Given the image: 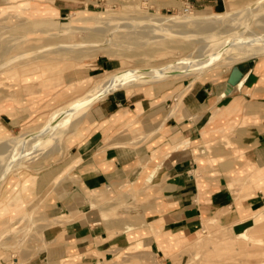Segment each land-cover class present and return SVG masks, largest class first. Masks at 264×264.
Returning a JSON list of instances; mask_svg holds the SVG:
<instances>
[{
	"label": "crops",
	"instance_id": "1",
	"mask_svg": "<svg viewBox=\"0 0 264 264\" xmlns=\"http://www.w3.org/2000/svg\"><path fill=\"white\" fill-rule=\"evenodd\" d=\"M102 1L29 0V7L62 18ZM145 1L165 10L224 5ZM235 65L242 71L235 85L227 83L232 65L216 81L159 82L101 97L87 126L72 136L64 164L55 159L24 177L17 199L13 180L2 187L0 229L37 199L50 207L41 214L55 221L42 229L47 246L38 264H97L141 246L152 255L174 251L206 218L252 217L264 205V57ZM64 167L70 180L58 181L60 190L50 194ZM169 237L173 243L164 248Z\"/></svg>",
	"mask_w": 264,
	"mask_h": 264
},
{
	"label": "rangeland",
	"instance_id": "2",
	"mask_svg": "<svg viewBox=\"0 0 264 264\" xmlns=\"http://www.w3.org/2000/svg\"><path fill=\"white\" fill-rule=\"evenodd\" d=\"M9 1L0 0V190L13 180L15 199L25 190L24 177L55 159L66 162L72 136L87 126L102 98L70 113L55 129L44 131L45 123L59 120L58 110L85 95L92 81L106 71L117 75L127 69L150 70L173 60L201 59L196 66L183 64V72L176 76L158 74L152 81L120 87L128 89L177 80L216 81L241 59L264 57V0L229 4L224 0L220 8L190 5L189 13L184 10L188 4L165 10L150 8L151 1L145 0H103L62 18L34 13L29 0ZM224 13V18L214 22ZM160 16L182 24L159 25L155 18ZM183 16L201 21L184 23ZM237 37L247 39L234 41ZM211 49L214 53L218 49L214 59L209 56ZM68 172L69 167H64V177L54 178L50 194L60 190L58 181L70 180ZM37 201L33 200L24 216L0 229V264H38L43 257L40 252L47 242L42 229L55 221L41 214L50 207ZM237 222L206 218L196 235L174 251L152 255L135 244L128 249L139 248L136 251L121 252L97 264H264V205L252 217ZM247 227L253 239L235 237ZM168 242L164 248L173 243L172 237Z\"/></svg>",
	"mask_w": 264,
	"mask_h": 264
},
{
	"label": "bare ground",
	"instance_id": "3",
	"mask_svg": "<svg viewBox=\"0 0 264 264\" xmlns=\"http://www.w3.org/2000/svg\"><path fill=\"white\" fill-rule=\"evenodd\" d=\"M231 2H232V0H227L228 4L231 3ZM187 6H189V5H187ZM186 12L189 13L191 11L187 8ZM225 16H226V13L221 15V17L219 16L220 18L218 17V19H214V22L218 21L221 18H224ZM193 17L194 16H191V17L183 16L182 22H184V23H198L199 21H201V20L196 21V19H195V22H194V18ZM95 18H98V17L95 16ZM155 20L157 21V23L159 25H162V24H164V25H166V24L178 25L179 24V23H176V21L173 20L172 18H169V17H166V16L157 17V18H155ZM181 24L182 23H180L179 25H181ZM209 35H210V33H209ZM246 39L247 38H244V37H240V38L237 37L236 39H234V41L240 42V41H246ZM217 50H216L215 53L213 52L215 50H212L211 53L213 52V54H211L209 56L214 59L216 56H218L217 55L218 54ZM205 53H207V52H205ZM208 54H210V52H208ZM182 57H184V56H182ZM180 60H173V61H171L169 63L167 62L166 64L161 65L160 67H155V68H152L150 70H143V69H138V68L136 69L135 68L133 70L132 69H130V70L127 69L128 70L127 71L125 69L126 72L124 71V73L120 70V72L123 73V74H119V71H118V72H116V73H118L117 75L114 74V72H112L111 70L106 71V73L104 75H102V76H100V77H98V78H96V79H94L92 81V83L90 84V88L85 93V95H81V97L78 96L75 99L70 100V102L67 103V106L65 105L62 109L58 110L57 114H58V118H60V119L59 120L53 119L51 121L46 122L45 123L46 125L44 124L45 125L44 126V131L47 132V131H49L51 129H55L57 125H59L60 123H64L66 121V119H67V117H68V115L70 113H72V112L74 113V111H78L79 108H80V111L85 110L82 107L85 106V108H86V105L91 104L97 98L105 96V95H107L108 93H110L113 90H116V89H118L120 87H127V86H130V85H133V84H139V81L141 83H143L144 81L148 82L149 80L152 81V79L157 78L155 76L158 75V74L161 75V76H166V77L168 76L169 77L170 75L182 73L183 70L180 69V68H184L185 67V65L183 66V64L196 66V64H198V62L201 59L194 58V59H189L188 61H185V60L184 61H180ZM180 64H181V67L179 66ZM174 76H176V75H174ZM26 134L27 133H24V135H26ZM28 136H29V133H28ZM255 216H257V214ZM248 228L249 227L243 228L240 231H237L236 233L234 232L235 233V237L241 238L243 240L244 239H253L252 238V234H250Z\"/></svg>",
	"mask_w": 264,
	"mask_h": 264
},
{
	"label": "water",
	"instance_id": "4",
	"mask_svg": "<svg viewBox=\"0 0 264 264\" xmlns=\"http://www.w3.org/2000/svg\"><path fill=\"white\" fill-rule=\"evenodd\" d=\"M241 76L242 71L238 69L237 65H233L230 68V73L227 77V83L229 85H235L241 79Z\"/></svg>",
	"mask_w": 264,
	"mask_h": 264
},
{
	"label": "built area",
	"instance_id": "5",
	"mask_svg": "<svg viewBox=\"0 0 264 264\" xmlns=\"http://www.w3.org/2000/svg\"><path fill=\"white\" fill-rule=\"evenodd\" d=\"M188 5L190 6V4H188ZM189 6L184 5V10H186L187 8L189 9Z\"/></svg>",
	"mask_w": 264,
	"mask_h": 264
}]
</instances>
